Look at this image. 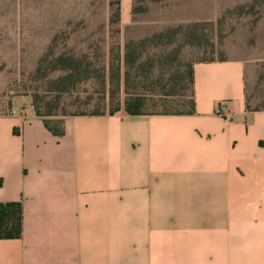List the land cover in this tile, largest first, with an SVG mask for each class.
I'll return each instance as SVG.
<instances>
[{
	"label": "crops",
	"instance_id": "obj_1",
	"mask_svg": "<svg viewBox=\"0 0 264 264\" xmlns=\"http://www.w3.org/2000/svg\"><path fill=\"white\" fill-rule=\"evenodd\" d=\"M171 1L184 20L223 6ZM246 70L197 62L192 113L66 117L61 138L13 99L0 203L21 204V236L0 240V264H264V111L246 109Z\"/></svg>",
	"mask_w": 264,
	"mask_h": 264
},
{
	"label": "rangeland",
	"instance_id": "obj_2",
	"mask_svg": "<svg viewBox=\"0 0 264 264\" xmlns=\"http://www.w3.org/2000/svg\"><path fill=\"white\" fill-rule=\"evenodd\" d=\"M168 1L0 0V115L9 113L17 97L26 96L32 101L31 96H36L43 112L58 106L52 79L55 70L61 69L60 56H73L77 63L81 59L82 69L91 76L75 86L82 96L98 89L97 73L104 68L106 73L110 68L115 71L120 66V89L112 83L110 90L115 96L108 107L99 110L112 111L119 105L123 108L126 71L130 74L128 91L145 97L142 111L187 112L190 67L215 59L246 63L247 107L264 109L262 6L254 4L252 11L250 3L233 5V0H222V10L189 14L201 21L202 35L205 34L202 46H193L184 27L187 13L173 10L175 6H168ZM258 22L263 26L254 29ZM163 27L170 28V37L139 45L136 52L140 51L142 57L132 65L133 55L125 68L122 47L127 39L137 42L161 32ZM84 58L88 61L83 62ZM99 110L90 107L83 111ZM116 205L109 204L110 211Z\"/></svg>",
	"mask_w": 264,
	"mask_h": 264
},
{
	"label": "trees",
	"instance_id": "obj_3",
	"mask_svg": "<svg viewBox=\"0 0 264 264\" xmlns=\"http://www.w3.org/2000/svg\"><path fill=\"white\" fill-rule=\"evenodd\" d=\"M250 3L251 10H254V4L262 6V11L264 12V0H250L249 2H244V4ZM166 4L170 6L167 2ZM118 17V16H117ZM264 19V15H263ZM195 17L191 16V18L187 20H183L186 23L184 27L186 28L187 34L189 36V40L193 41V46L195 44H200L202 46V42L204 41L205 34L202 35L204 31H202L201 26L202 23L200 20ZM261 22L264 20H260ZM259 21V22H260ZM259 22L255 25V28L259 26L262 27L263 25ZM170 28L163 27L161 32H155L154 34L147 35L141 39L140 41L134 42L132 39H127L128 41L124 43L122 47V63L124 64L125 68L130 63V57H133L131 60V64L134 65L137 62V59L142 57V53L138 50L137 47L139 45L145 46L146 44H153L155 41H161L165 37H170ZM209 39L206 38V43L209 42ZM199 45V46H200ZM58 60V64L61 65V69H56L55 73L56 76L52 79L53 83L56 84V90L54 94L57 99L58 106L54 109L43 112L40 102L38 98L32 95L31 105L35 112V115L42 121L44 127L56 138H61L64 134V127L63 121L66 117H73V116H101L105 114H113L117 112L121 107L120 105L112 110V111H104L99 110L100 108L108 107L109 103L112 102L115 93L110 90V85L113 83L120 89V66L116 67V70L113 71L112 68L108 70H104L99 74L95 75V78L98 80L99 87L96 89L92 94H87L84 91L86 96L79 95L75 91V86H77L80 82L89 80L91 78L88 75L86 69H82L81 59L76 62L73 56L63 58L60 56ZM63 58V59H62ZM87 58H84L82 61H86ZM224 60V59H221ZM120 61V59H119ZM213 60H205L199 62H210ZM126 70V69H125ZM124 84H123V93L125 98L123 100V109L124 111L130 116H137V115H144V114H183V113H192L193 112V100H192V84H193V71L192 66L189 69V79L188 85L186 89L189 90V101L188 106L189 110L187 112H179V113H156V112H145L142 111V106L144 102V96L130 93L127 87V78H129L130 74L124 71L123 74ZM61 104V106H59ZM95 108L99 111L94 112H84L83 110L86 108ZM246 109L248 111H264V109H249L246 103ZM11 110V109H10ZM9 110V112H10ZM7 115V114H5ZM61 118V119H59ZM55 120V121H52ZM57 120V121H56ZM1 185V180H0ZM21 220H22V207L19 202H10V203H0V240L1 239H18L21 236Z\"/></svg>",
	"mask_w": 264,
	"mask_h": 264
},
{
	"label": "built area",
	"instance_id": "obj_4",
	"mask_svg": "<svg viewBox=\"0 0 264 264\" xmlns=\"http://www.w3.org/2000/svg\"><path fill=\"white\" fill-rule=\"evenodd\" d=\"M218 111H219V113H223L224 112V107L223 106L218 107Z\"/></svg>",
	"mask_w": 264,
	"mask_h": 264
}]
</instances>
